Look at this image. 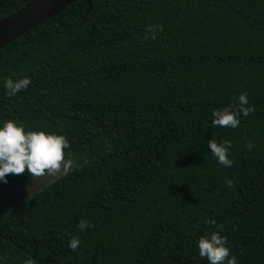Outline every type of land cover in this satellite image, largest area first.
Returning <instances> with one entry per match:
<instances>
[{"label": "trees", "instance_id": "16d2710c", "mask_svg": "<svg viewBox=\"0 0 264 264\" xmlns=\"http://www.w3.org/2000/svg\"><path fill=\"white\" fill-rule=\"evenodd\" d=\"M28 1L0 0V19ZM90 2L0 49V123L64 135L72 165L0 218V264H208L213 232L264 264V0ZM241 93L239 126L214 125ZM34 178L9 175L0 198Z\"/></svg>", "mask_w": 264, "mask_h": 264}, {"label": "clouds", "instance_id": "9594fccd", "mask_svg": "<svg viewBox=\"0 0 264 264\" xmlns=\"http://www.w3.org/2000/svg\"><path fill=\"white\" fill-rule=\"evenodd\" d=\"M149 31H152L149 28ZM31 84L27 77L18 81L8 79L4 87L9 96L16 95ZM241 105L239 113L231 108L213 112L212 123L219 127L235 129L240 124V116H247L251 108H244L248 104V97L241 93L238 97ZM69 141L64 135H59L44 130H26L25 126L15 120H5L0 123V184L8 182L9 175H21L27 173L30 176L41 178L67 170L70 167L66 159ZM231 145L227 142L217 143L209 141L208 149L216 158L218 164L231 167L229 158ZM231 181H227L230 186ZM209 224L214 223L208 221ZM77 227L81 230L90 228L91 225L81 220ZM81 241L73 237L68 242L71 251L79 248ZM198 254L206 258L208 264H237L236 257L231 255L227 239L218 232L201 236L197 241Z\"/></svg>", "mask_w": 264, "mask_h": 264}, {"label": "water", "instance_id": "95a60500", "mask_svg": "<svg viewBox=\"0 0 264 264\" xmlns=\"http://www.w3.org/2000/svg\"><path fill=\"white\" fill-rule=\"evenodd\" d=\"M78 0H30L23 7L0 19V49L17 39L28 30L34 28L44 20L56 15L70 4ZM88 4L87 13L91 9L90 0H84ZM70 164V163H69ZM72 168L48 175L34 178L27 184L17 187L9 194L0 198V218L5 212L22 204L25 199L40 189H43L51 180L69 172Z\"/></svg>", "mask_w": 264, "mask_h": 264}]
</instances>
